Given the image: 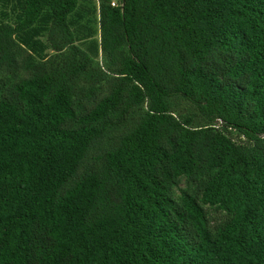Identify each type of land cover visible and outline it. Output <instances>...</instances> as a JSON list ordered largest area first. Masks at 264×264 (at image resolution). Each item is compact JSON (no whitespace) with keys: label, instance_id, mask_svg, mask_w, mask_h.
Here are the masks:
<instances>
[{"label":"trees","instance_id":"16d2710c","mask_svg":"<svg viewBox=\"0 0 264 264\" xmlns=\"http://www.w3.org/2000/svg\"><path fill=\"white\" fill-rule=\"evenodd\" d=\"M0 264H264V0H0Z\"/></svg>","mask_w":264,"mask_h":264},{"label":"rangeland","instance_id":"374dc122","mask_svg":"<svg viewBox=\"0 0 264 264\" xmlns=\"http://www.w3.org/2000/svg\"><path fill=\"white\" fill-rule=\"evenodd\" d=\"M112 1H115V2H116V0H112ZM79 44H82V43H79ZM84 44H87V43H84ZM82 45H83V44H82ZM185 187H186V184H185V182H183L181 188H185ZM211 213H212V215H213L216 219H219V218H220V214H218V213H216V212H214V211H211Z\"/></svg>","mask_w":264,"mask_h":264},{"label":"built area","instance_id":"2783aa9c","mask_svg":"<svg viewBox=\"0 0 264 264\" xmlns=\"http://www.w3.org/2000/svg\"><path fill=\"white\" fill-rule=\"evenodd\" d=\"M113 6H115V4L113 3Z\"/></svg>","mask_w":264,"mask_h":264}]
</instances>
